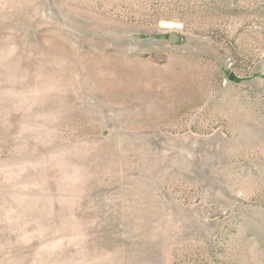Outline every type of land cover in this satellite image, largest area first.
<instances>
[{
    "label": "rangeland",
    "instance_id": "obj_1",
    "mask_svg": "<svg viewBox=\"0 0 264 264\" xmlns=\"http://www.w3.org/2000/svg\"><path fill=\"white\" fill-rule=\"evenodd\" d=\"M0 264H264V0H0Z\"/></svg>",
    "mask_w": 264,
    "mask_h": 264
},
{
    "label": "water",
    "instance_id": "obj_2",
    "mask_svg": "<svg viewBox=\"0 0 264 264\" xmlns=\"http://www.w3.org/2000/svg\"><path fill=\"white\" fill-rule=\"evenodd\" d=\"M181 40L180 36L178 33H176L175 31H172L169 35V42L170 44H176ZM229 79L233 80L234 79V75L231 73L229 75Z\"/></svg>",
    "mask_w": 264,
    "mask_h": 264
},
{
    "label": "built area",
    "instance_id": "obj_3",
    "mask_svg": "<svg viewBox=\"0 0 264 264\" xmlns=\"http://www.w3.org/2000/svg\"><path fill=\"white\" fill-rule=\"evenodd\" d=\"M227 68L228 70L232 71L233 70V62L230 58L227 59Z\"/></svg>",
    "mask_w": 264,
    "mask_h": 264
}]
</instances>
